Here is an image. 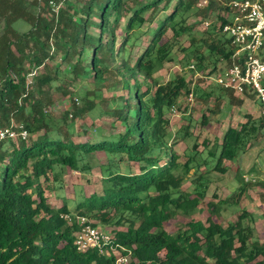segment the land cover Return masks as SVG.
<instances>
[{"label": "trees", "instance_id": "trees-1", "mask_svg": "<svg viewBox=\"0 0 264 264\" xmlns=\"http://www.w3.org/2000/svg\"><path fill=\"white\" fill-rule=\"evenodd\" d=\"M200 1L0 0V128L14 123L29 133L27 138H0V264H114L120 255H130V264H264V240L243 222L248 212L225 225L220 200L207 203L205 219L188 220L175 232L166 227L180 211L197 209L209 185L201 173L191 190H183L180 168L188 172L196 152L181 164L168 142L169 111L184 93H198V87L184 74L161 83L155 73L182 50L193 58L192 80L197 73L211 76L231 63L235 51L222 31L229 6L212 1L200 7ZM192 16L198 19L189 22ZM156 19L142 40V27ZM207 19L214 26L199 31ZM19 20L31 24L28 30L16 27ZM184 35L189 46L180 41ZM112 76L118 78L111 85L115 93L104 97L99 85ZM84 81L96 87L80 92L84 104L72 100L71 108L54 117L49 107ZM228 93L235 94L220 86L201 97L221 101ZM99 100L108 101L106 111L120 129L90 138L87 130H75L73 121L95 110ZM262 131L263 114H246L240 128L230 126L219 154L211 152L217 159L214 168L225 172L224 160L235 159ZM98 151L109 156L101 189L61 197V204L51 200L50 192L66 171L72 181V172L90 171L89 158ZM240 179L246 191L252 182ZM66 214L72 215L71 222ZM80 215L94 226L113 224L117 253L78 250Z\"/></svg>", "mask_w": 264, "mask_h": 264}, {"label": "rangeland", "instance_id": "rangeland-1", "mask_svg": "<svg viewBox=\"0 0 264 264\" xmlns=\"http://www.w3.org/2000/svg\"><path fill=\"white\" fill-rule=\"evenodd\" d=\"M63 5V4H61ZM198 18L192 16L189 22L196 21ZM157 19L154 22H146L141 29L142 40L148 35L147 30L156 26ZM215 22L208 27H213ZM16 27L20 31H26L31 26L30 23L21 20L16 22ZM198 30H204L205 25L200 24ZM4 34V21L0 23V37ZM171 36V34L169 35ZM189 37L184 35L180 38L182 45L189 46ZM174 61L166 62L164 66L155 73V76L161 83L167 82L169 79L186 75L191 83V86L198 93H194L193 99L189 95L183 94L178 104L176 111L170 110L168 116L171 119V127L169 129L168 142L173 144L175 150L180 154L179 161L184 164L188 160L189 155L194 154L195 162L191 163L188 172L184 171L181 166L180 170L184 173L185 179L183 182V190L189 191L194 187L195 178L201 173L205 175L208 182L207 198L195 210L184 213L179 212L173 220L166 223L169 231L175 232L180 228L186 226V221L192 219H205L208 214L207 203L211 200L221 201L220 220L223 224L231 221H236L239 215L247 211L250 217L243 219L244 223H251L255 230V236L264 240V131L260 132L255 138L246 142L239 155L233 160H224L223 165L226 168L225 172L218 171L214 168L217 159L211 154L216 151L219 154L221 140L224 133L230 127L240 128L241 123L246 121V114L259 118L262 116L260 104L258 101L251 99H244L242 104L239 103L238 94H225L221 101H215V96L210 97L207 101L201 97L205 90L218 89L219 84L216 83L214 76L201 77L196 74L191 77V64L193 58L191 54H187L182 50L174 51ZM59 58L55 62H59ZM221 65L222 62H220ZM32 75V74H31ZM203 78V81L198 79ZM117 77H109L108 81L99 85L103 89L104 97H109L115 92L111 85L117 81ZM50 87V86H48ZM93 84L84 81L72 86L71 96H65L61 100L49 107L50 113L54 117H59L65 110L72 106L74 100L79 106L84 104L80 92L83 90L94 89ZM93 98V95L90 94ZM232 96V97H231ZM97 100V99H96ZM109 100V99H107ZM100 101L98 107L93 111L84 113L81 117L73 121L75 130H87L90 138H97L101 135H109L111 132H117L120 129L119 123L114 124L115 118L113 115L107 113L108 101ZM232 100V101H231ZM104 110V112H103ZM207 116L206 123H202L203 116ZM185 127H189L185 132ZM66 127L64 126L63 129ZM77 134V131L75 132ZM84 136L83 134H81ZM78 136V135H77ZM197 143V149L193 150L194 144ZM109 161V156L103 152L98 151L92 154L89 162L92 169L86 172L75 171L72 172L74 180H69L70 171H66L63 178L55 183L54 192H50L51 200L57 204H61V197L76 198L82 194V190H100L99 183L102 167ZM136 169V167H134ZM243 177L246 182H252L246 191L242 190L243 182L240 177ZM86 178L90 181L87 182ZM85 187V188H84ZM238 201V202H236ZM70 207L74 209L75 203L71 200ZM253 217V220H251ZM98 227L110 232L113 224L105 225L98 223Z\"/></svg>", "mask_w": 264, "mask_h": 264}, {"label": "built area", "instance_id": "built-area-1", "mask_svg": "<svg viewBox=\"0 0 264 264\" xmlns=\"http://www.w3.org/2000/svg\"><path fill=\"white\" fill-rule=\"evenodd\" d=\"M212 1L225 3L231 10L222 31L231 39L235 48L231 63L219 70L214 79L221 87L234 91L244 99L254 97L264 115V0H201L199 6H207ZM212 22L205 20V27ZM31 74L34 75L35 72ZM193 96L194 93L191 92L189 98L193 99ZM173 111H176L175 107ZM28 135V130L23 125L12 123L0 128L1 139L19 136L27 138ZM64 218L70 222L73 220L71 214H66ZM76 219L80 227L75 234L78 250L96 248L102 254H110L111 251L117 253L112 233L92 225L86 216L80 215ZM130 262V255H120L114 264Z\"/></svg>", "mask_w": 264, "mask_h": 264}]
</instances>
